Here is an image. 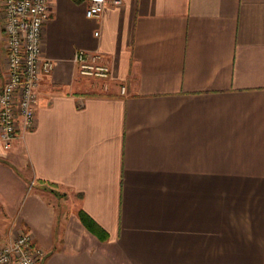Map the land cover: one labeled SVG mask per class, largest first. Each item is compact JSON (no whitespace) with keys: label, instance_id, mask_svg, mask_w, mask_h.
<instances>
[{"label":"crops","instance_id":"crops-1","mask_svg":"<svg viewBox=\"0 0 264 264\" xmlns=\"http://www.w3.org/2000/svg\"><path fill=\"white\" fill-rule=\"evenodd\" d=\"M88 3L53 0L34 127L0 145V244L31 231L42 264H264V0ZM79 49L111 78L80 75ZM6 57L0 11V85Z\"/></svg>","mask_w":264,"mask_h":264},{"label":"built area","instance_id":"built-area-1","mask_svg":"<svg viewBox=\"0 0 264 264\" xmlns=\"http://www.w3.org/2000/svg\"><path fill=\"white\" fill-rule=\"evenodd\" d=\"M107 3L89 0L86 16H99ZM52 5L53 0H0L7 50L0 85V145L6 149L34 127L41 78L54 67L53 59L43 52V29ZM74 61L82 76L104 81L111 78L110 62L101 52L79 49ZM103 87L106 90L107 83ZM121 92H126L125 85ZM45 255V250L34 243L31 231L20 232L0 245V264H42Z\"/></svg>","mask_w":264,"mask_h":264},{"label":"trees","instance_id":"trees-1","mask_svg":"<svg viewBox=\"0 0 264 264\" xmlns=\"http://www.w3.org/2000/svg\"><path fill=\"white\" fill-rule=\"evenodd\" d=\"M84 221H85V223H87V225H89V226H90V222H89V219H88V217L84 216ZM90 227H91V226H90Z\"/></svg>","mask_w":264,"mask_h":264},{"label":"rangeland","instance_id":"rangeland-1","mask_svg":"<svg viewBox=\"0 0 264 264\" xmlns=\"http://www.w3.org/2000/svg\"><path fill=\"white\" fill-rule=\"evenodd\" d=\"M18 235V234H17ZM2 244H3V242H2ZM1 245V244H0Z\"/></svg>","mask_w":264,"mask_h":264}]
</instances>
